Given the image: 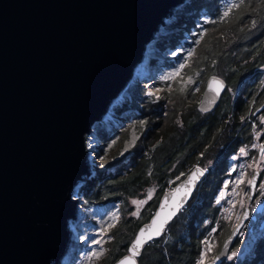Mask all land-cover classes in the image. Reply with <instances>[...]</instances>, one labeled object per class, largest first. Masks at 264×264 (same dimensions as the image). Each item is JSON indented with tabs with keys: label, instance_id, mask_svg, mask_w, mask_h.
Instances as JSON below:
<instances>
[{
	"label": "water",
	"instance_id": "95a60500",
	"mask_svg": "<svg viewBox=\"0 0 264 264\" xmlns=\"http://www.w3.org/2000/svg\"><path fill=\"white\" fill-rule=\"evenodd\" d=\"M181 2L0 0V264H61L71 245L70 220H80L75 212L79 199L73 195L88 176L86 137L127 84L152 33ZM213 78L223 82L219 96L208 87ZM225 87L223 79L209 75L197 110H214ZM263 110L261 104L253 114ZM196 168L203 169L193 167L161 194L126 253L112 264L130 255L136 235L158 212L163 219L182 204L151 241L165 233L205 176L206 170L194 184H186ZM259 176L258 170L250 176L248 202ZM263 207L264 198L252 214L243 209L210 264L225 260L245 224L252 231Z\"/></svg>",
	"mask_w": 264,
	"mask_h": 264
},
{
	"label": "trees",
	"instance_id": "16d2710c",
	"mask_svg": "<svg viewBox=\"0 0 264 264\" xmlns=\"http://www.w3.org/2000/svg\"><path fill=\"white\" fill-rule=\"evenodd\" d=\"M225 1L186 0L174 13L176 20L169 27L174 31L166 44L174 49L185 35L191 36L195 43L194 30H199V26H194L196 21H201L203 15L210 18L205 24L207 35L197 48L192 68H202L201 89L209 75L225 81V90L215 109L199 112L190 88L185 94L163 92L154 104L147 102L144 109L147 112L142 114L144 118L140 116L146 129L140 130L134 145L121 156L122 165L118 167L120 161H108L81 185L84 200L89 203L96 200V204L119 202L123 214L128 211L127 197L139 194L151 183L158 186L140 212V220L133 219L130 234L111 250L106 264H112L124 254L136 229L154 211L167 180L176 172H183L184 177L195 166L206 170L199 187L165 233L144 245L137 264H194L204 236L216 239L211 253L214 255L231 229V222L219 216L213 196L227 175L228 159L240 147L250 144L253 125L257 126L256 130L261 125L253 112L264 104V0L238 2L240 7L234 10L232 18L218 26L214 21ZM170 60L166 58L163 64L169 65ZM160 86L164 89V84ZM212 227L214 230L210 232ZM115 229L117 226L110 231ZM237 241L238 238L233 245ZM248 260V264H264V237L256 240Z\"/></svg>",
	"mask_w": 264,
	"mask_h": 264
},
{
	"label": "rangeland",
	"instance_id": "374dc122",
	"mask_svg": "<svg viewBox=\"0 0 264 264\" xmlns=\"http://www.w3.org/2000/svg\"><path fill=\"white\" fill-rule=\"evenodd\" d=\"M240 1H225L214 22L218 26L221 23H227L237 8H232L229 15L222 19L223 12L227 10L230 4ZM185 2L186 0H182L181 6ZM176 10L166 19V24L163 27L164 30L161 31L159 37L154 39L155 43L148 46L146 51H143L137 74L127 83L126 91L113 107L110 117L105 122H97L91 131L92 134L89 135V141L92 144V154L90 159L88 158V176H85L84 181L77 185L73 195L74 198L79 199L76 208L78 207L79 209L78 215H80V220L76 225H74L73 221L70 223L71 236L74 239L71 242L68 253L65 254L66 256L68 255L66 257L67 260L66 258L61 260V264H106L111 258V250H114L117 245L125 240V236L130 234L133 219L140 220L139 215H132V213L138 210L137 205L133 204L132 201H148L149 190H152L151 197L154 195L158 186L151 183L141 189L139 194L127 197L125 199V208L128 211L123 214L119 202L96 204L94 203L96 202L95 200L93 203H89L83 199L85 198V194L81 191V188H83L81 185L89 181L98 170L103 169L105 163L108 161L119 162L122 159L121 156H124L134 145L140 130L146 129L142 114L147 112L144 111L148 106L147 102L149 101L154 104L156 99H158L157 97L160 98L163 92L185 94V90L190 88V93L195 95L196 104L199 103L203 91L201 89L203 81L201 77L202 68H192V62L197 53V48L207 35L208 29L205 24L211 20L206 15L201 16V21L197 20L194 25L199 26V30H194L195 43H192L191 36L185 35L176 42L174 49H172L166 44L169 42V34L174 31L173 28L169 27L170 23L176 20L174 16ZM190 51L192 54L188 55ZM148 52L150 56L145 60ZM166 58H170L171 60L170 64L165 66L163 61ZM181 64H184L183 68H180ZM176 69H180L179 72H176ZM142 70L148 71L145 77L140 75L143 72ZM163 77L168 78L164 79ZM160 84H164V89H162ZM255 117L261 124L260 128L256 130L257 126L253 125V139L250 144L240 147L238 152L228 159L227 175L223 177L220 187L213 196V204L218 207L219 216L230 221L231 228L245 207H248L250 214H252L256 206L264 198V152H262V149L260 154H258L259 148L264 147V139L261 140L264 132L263 111H260ZM178 121L179 124H182L181 118ZM241 148L245 149L246 154L241 153ZM122 163L123 160L117 164L118 167ZM254 170H258L260 176L254 198L248 202V182ZM182 174L184 175L183 172L174 173L167 180L164 192L172 190L173 186L182 179ZM198 185L194 190L199 187ZM222 189H225L224 197H222ZM145 204L139 206V214L144 209ZM125 208L123 209L125 210ZM105 211L109 212L106 217L109 221L107 223V220H104L99 224L98 217L104 214ZM263 221L264 207L256 218L251 232L247 231L246 224L241 229V235L238 237L237 243L229 249L224 261L229 264H248V259L252 255V249L256 240L264 237V225L262 228H259ZM72 224L74 225L73 228ZM115 226H117V229L110 231ZM213 230L214 228L212 227L210 232ZM216 243V239L210 238V235L204 236L201 240L200 254L194 264H210L214 256L211 253ZM233 253L236 255L232 259H228Z\"/></svg>",
	"mask_w": 264,
	"mask_h": 264
},
{
	"label": "snow or ice",
	"instance_id": "6c2138e0",
	"mask_svg": "<svg viewBox=\"0 0 264 264\" xmlns=\"http://www.w3.org/2000/svg\"><path fill=\"white\" fill-rule=\"evenodd\" d=\"M241 3H243V0H241ZM240 7L239 3H234V4H230L227 8V10H225L223 12V16L222 19L224 17H227L230 13V11L232 10V8H238ZM253 24H255V22H253ZM191 51L188 53V55H191ZM184 64L180 65V68H183ZM180 69H176V72H179ZM172 75V74H169ZM164 79H167L168 77H163ZM209 89L211 91H214L216 93L217 96H219L220 94V90L224 87L223 82L219 81L215 78H213L208 85ZM159 99V97H157ZM204 110V109H202ZM241 153H245V149L241 148L240 149ZM262 152H264V147H262ZM246 154V153H245ZM205 169H200V168H196L195 171H193L191 173V175L189 176L188 180L186 181V184L191 185L194 184V182L203 175ZM183 175V174H182ZM251 183V181L249 182ZM176 192H180L181 189L177 188L175 190ZM191 189H188V192L190 193ZM152 195V190H149L148 193V198L150 199ZM147 201L145 200H133L132 203L137 205V212L132 213V215H139V206L145 204ZM219 202V201H217ZM163 207V206H162ZM182 207V204L180 203H176L175 207L172 211L168 212L166 216L163 217V219L160 218L161 214L158 212L156 214V216L153 218L152 220V224L151 225H146L144 228H141L139 233L136 235L134 241L132 242L131 247H129L128 252L130 253V255L125 256L120 262L119 264H136V260L134 259L136 256H138L140 254V250L142 249V247L148 242L151 241L153 239V237L155 236H159L164 230H165V225L168 223L169 220H171V218L173 216L176 215L177 211L180 210V208ZM236 254L233 253L232 256H229L228 259H232L233 256H235Z\"/></svg>",
	"mask_w": 264,
	"mask_h": 264
},
{
	"label": "bare ground",
	"instance_id": "6f19581e",
	"mask_svg": "<svg viewBox=\"0 0 264 264\" xmlns=\"http://www.w3.org/2000/svg\"><path fill=\"white\" fill-rule=\"evenodd\" d=\"M174 12V11H173ZM172 12V13H173ZM171 13V14H172ZM171 14L169 15V17L171 16ZM169 17H167V18H169ZM167 18H164V23L162 24V25H160L159 26V28H158V30H155L153 33H152V37H151V40H152V43H150L151 42V40H150V42H149V45H152V44H154L155 43V38L156 37H159L160 35H161V31L162 30H164L163 29V27H164V25L166 24L165 23V21H166V19ZM153 40H154V42H153ZM144 51H146V50H144ZM149 56H150V53L148 52L147 53V56H146V58H145V60L147 59V58H149ZM141 61V60H140ZM140 63V62H139ZM137 64L136 66H135V68L133 69V71H132V74H131V76H130V78H129V80H128V82H130L133 78H134V76L137 74V69L139 68V66H140V64ZM143 71V70H142ZM148 72V71H147ZM147 72L146 71H143L140 75H142V76H146V74H147ZM127 82V83H128ZM127 85V84H126ZM126 85L124 86V88L121 90V91H119V93L118 94H116L113 98H112V100L109 102V104H108V106L106 107V109H105V112L102 114V116H101V118H100V121L99 122H105L109 117H110V115L112 114V111H113V107L116 105V103L118 102V100L120 99V98H122L123 97V95H124V93H125V88H126ZM90 134H92L91 132H90ZM90 134H88L87 135V137H86V140H85V147H86V152H87V162H88V158L90 159V157H91V154H92V144H91V142L89 141L90 140V138H89V135ZM80 208V207H79ZM78 207L76 208V210H75V212H76V215L78 214ZM108 211H105L104 212V214H102L100 217H98V216H96V217H98L99 218V224H101L102 223V221H104V220H107V223H108V221H109V219L108 218H106L107 217V215H108ZM74 220H75V217H73L71 220H70V223L73 221V223H74ZM70 223H69V233H70V239H71V242H72V240L74 239H72V236H71V231H70ZM74 225H76V224H74ZM74 225L72 224V228L74 227ZM86 226V225H85ZM76 237V236H75ZM71 244V243H70ZM68 253V252H67ZM68 256V255H67ZM66 255H64L62 258H61V260H63V259H65L66 257H67ZM70 256V255H69ZM66 260H67V258H66Z\"/></svg>",
	"mask_w": 264,
	"mask_h": 264
},
{
	"label": "flooded vegetation",
	"instance_id": "af4514ba",
	"mask_svg": "<svg viewBox=\"0 0 264 264\" xmlns=\"http://www.w3.org/2000/svg\"><path fill=\"white\" fill-rule=\"evenodd\" d=\"M124 253H126V250H125V252H124ZM215 254H216V253H215ZM215 254H214V255H215Z\"/></svg>",
	"mask_w": 264,
	"mask_h": 264
}]
</instances>
